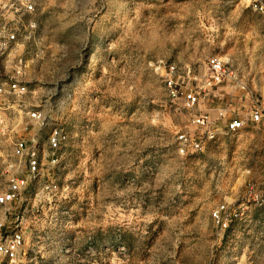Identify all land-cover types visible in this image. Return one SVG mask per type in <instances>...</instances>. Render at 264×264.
Instances as JSON below:
<instances>
[{
	"label": "rangeland",
	"instance_id": "1",
	"mask_svg": "<svg viewBox=\"0 0 264 264\" xmlns=\"http://www.w3.org/2000/svg\"><path fill=\"white\" fill-rule=\"evenodd\" d=\"M37 2L35 29L0 55V73L26 80L22 99L45 119L24 130L13 96L8 134L46 147L58 126L66 140L15 204L24 245L2 264H264V111L235 132L218 114L264 107V13L250 0ZM212 59L232 77L197 106L167 93L169 64L202 74ZM198 112L215 137L182 154L178 133L205 136Z\"/></svg>",
	"mask_w": 264,
	"mask_h": 264
},
{
	"label": "built area",
	"instance_id": "2",
	"mask_svg": "<svg viewBox=\"0 0 264 264\" xmlns=\"http://www.w3.org/2000/svg\"><path fill=\"white\" fill-rule=\"evenodd\" d=\"M250 4L255 10L264 13V0H250ZM37 5V0H0V55L11 50L20 41L23 44L35 29L33 16ZM19 61L22 62V59ZM231 75L226 61L221 59H212L202 74L195 72L188 65L180 74L177 66L171 63L168 65L164 82L171 97L181 98L185 108L193 109L215 86L232 77ZM28 92V84L20 75L11 73L2 76L0 73V173L5 182L0 190V264L15 261L24 245V231L18 226L9 225L15 204L21 195L37 182L42 172L43 158L46 159L48 169L60 163L61 149L66 140V133L58 126L49 132L46 147L42 146L38 136L33 133L16 136L8 134L11 122L7 110L12 107L9 99L13 96L20 99L17 107L23 112L21 122L24 130L30 124L41 123L45 119V114L39 106L22 99ZM263 111L264 107L255 103L248 116L231 113L226 117L224 109H220L218 114L225 118V131L235 132L246 125L247 119H262ZM190 121L196 128L205 129L206 133L205 136L178 133L177 148L182 154L188 150H202L205 140L215 137L214 120L209 113H192ZM225 213V204H220L212 212L213 220L222 229L228 227L230 220Z\"/></svg>",
	"mask_w": 264,
	"mask_h": 264
}]
</instances>
